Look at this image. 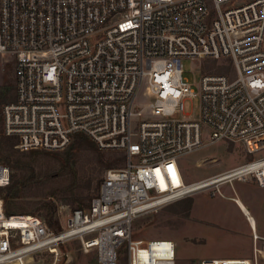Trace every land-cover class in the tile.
I'll use <instances>...</instances> for the list:
<instances>
[{"label":"built area","instance_id":"1","mask_svg":"<svg viewBox=\"0 0 264 264\" xmlns=\"http://www.w3.org/2000/svg\"><path fill=\"white\" fill-rule=\"evenodd\" d=\"M0 54L15 89L2 132L19 148L59 150L82 133L124 155L59 229L38 212L6 213L0 195V264L72 239L99 264H177L171 238L133 236L138 215L202 190L228 196L234 180L264 190V0H0ZM205 57L226 58V70H201ZM183 59L199 60L198 76ZM219 140L250 157L185 180L180 157ZM9 177L0 161V186ZM263 251L199 264H258Z\"/></svg>","mask_w":264,"mask_h":264},{"label":"rangeland","instance_id":"2","mask_svg":"<svg viewBox=\"0 0 264 264\" xmlns=\"http://www.w3.org/2000/svg\"><path fill=\"white\" fill-rule=\"evenodd\" d=\"M198 61L183 59L184 74L188 78L194 75L190 68L195 70V76L199 75ZM226 61V58L214 60L205 57L201 60V70L216 69L223 72L226 70ZM14 95L11 57L9 54H0L1 115L2 106L11 101ZM193 107L197 112L198 100L193 102ZM131 127L134 131L135 120H132ZM75 141L72 139L65 148L59 150L19 148L15 137L3 134L0 119V161L9 167V183L12 180L18 182L8 199L12 209L38 212L44 216L53 209L52 217L61 225L72 208L87 206L97 192L106 168L124 163L121 150L101 148L94 141ZM249 157L240 143L219 140L182 155L180 165L184 179L193 180ZM250 184L253 183L234 180L232 187L226 183L222 188L226 195L242 198L243 191ZM5 191L6 187L2 186V192ZM228 196H212L208 191L202 190L177 199L157 210L138 215L132 224V234L144 240L153 237L171 238L175 244L177 264H199L201 259L213 256L251 257L253 246L256 244L264 247V243H260V239H252L251 229L242 221L235 208L236 202ZM256 197L264 201V194H256ZM187 198L201 212L204 209L207 212L211 208L216 215L227 216L238 226L227 227L207 222L196 218V214L188 216L185 211ZM259 254L258 264H264V251ZM30 256L27 264H99L95 253L82 251L76 239L60 245L57 253L39 250ZM118 264H124V257Z\"/></svg>","mask_w":264,"mask_h":264},{"label":"crops","instance_id":"3","mask_svg":"<svg viewBox=\"0 0 264 264\" xmlns=\"http://www.w3.org/2000/svg\"><path fill=\"white\" fill-rule=\"evenodd\" d=\"M256 194H264V190L261 189L257 184H250L249 188H246L242 193V198L236 197L235 208L237 209L240 217L244 223L248 226V228L254 229L259 235L264 236V201L260 198L256 197ZM206 212L202 210V212L197 208L195 204L191 202L188 209V216L192 214H196L195 217L198 219H203L207 222H213L229 226H238L233 220L228 218L227 216H218L214 213L215 210L212 211L211 208ZM199 215V216H198ZM187 216V217H188ZM253 239V237H252ZM262 242V241H261ZM222 257V256H219ZM230 257H249L248 255L243 256H230ZM31 256H27V260H30Z\"/></svg>","mask_w":264,"mask_h":264},{"label":"trees","instance_id":"4","mask_svg":"<svg viewBox=\"0 0 264 264\" xmlns=\"http://www.w3.org/2000/svg\"><path fill=\"white\" fill-rule=\"evenodd\" d=\"M0 119H2L1 114H0ZM73 139L76 140L77 142H85V143H89L92 141L88 136H86L82 133H76ZM9 172H10V170H9ZM9 181H10V177H9ZM17 183H18L17 181L12 180L11 183L8 182L7 184L3 185L4 187H6L5 193L2 192V186H0V195L2 196L3 201H4V210L6 213L29 212V211H25V210L12 209L9 206L8 199L12 195L14 187L16 186ZM22 184H23V182H22ZM189 198H187V200H186V207H185L186 213H188V209H189V206L191 204V201ZM52 211H53V209H51L50 212L46 216H44V215L43 216L45 217V219L49 225H51L54 229H59L60 225L57 224L55 219L52 217Z\"/></svg>","mask_w":264,"mask_h":264}]
</instances>
